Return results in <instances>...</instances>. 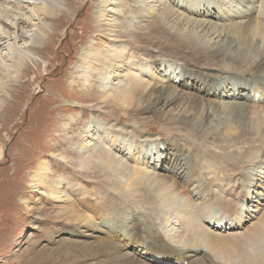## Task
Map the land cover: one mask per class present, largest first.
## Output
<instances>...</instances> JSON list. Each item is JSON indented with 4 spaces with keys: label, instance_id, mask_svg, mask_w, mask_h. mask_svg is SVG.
Here are the masks:
<instances>
[{
    "label": "bare ground",
    "instance_id": "obj_1",
    "mask_svg": "<svg viewBox=\"0 0 264 264\" xmlns=\"http://www.w3.org/2000/svg\"><path fill=\"white\" fill-rule=\"evenodd\" d=\"M41 1H43L44 6L43 9L39 8V11H42L45 17L49 18L56 14L61 5L59 0ZM130 1L134 7H139L143 13L138 15L131 8H127L123 12L116 0H98L99 11L96 13L95 19L105 22L107 26L117 27L119 24L126 29L130 28L131 22H133L132 26L139 34L131 44L138 51L147 50L161 40L162 47H157L156 51L179 52L186 61H192L196 66H214L217 71L208 74L203 70H198L194 74L190 71L181 70L182 82L173 85L171 84L173 78L171 73H175V71L171 72L169 66L170 68L168 67V71L165 72L166 75L160 82L161 85H158L166 93L167 98L161 101V97H153V101L150 102V96H154L158 92L154 86L149 91L146 90L152 83L149 79V76L153 75L150 66H144L134 56L131 49L125 45L118 41L108 40L107 44L101 43L100 47L94 46L91 42L82 49L83 59L81 60L80 76L85 78L89 71H94L99 80L97 84L99 88L96 86L100 90L99 93L106 96L107 93L105 92H109L111 94L109 96L112 98L111 102L120 107L124 113L127 112V109L134 107L138 109L136 112L140 115L152 113L159 118L164 116L165 119H168L167 123L182 126L184 131L188 130L183 127L191 128L198 125L197 119L194 120L191 111L199 112L201 110L207 119L213 118L210 123L206 122L205 127L201 126L204 129L202 132L205 136H209V139L212 138L218 142L223 150L229 151L230 148L237 147L244 141H249L243 144L249 149L242 148L244 151L241 160L244 156V158H249L248 155L252 148L254 149V147L249 146L252 141L254 144L257 143L264 147V103L257 100L258 92H264V87L261 84L264 81L262 79L264 77V0H245L244 3H241V0H226L215 4L214 7L210 0H178L180 6H175L168 0ZM104 7L107 9L106 12L102 9ZM210 9L211 12H209ZM37 11L33 10L26 28L22 29L23 47L15 48L18 36L13 31L10 32L13 37L8 40L11 42L9 45L11 56L8 57L11 61L14 60V63L13 65L5 64V67L0 63V106L8 97L6 89L12 84L14 78H17V69L23 67L25 60L31 53L25 44L30 42L34 46L41 41L43 36L46 37L47 25L45 23L35 24L33 22L35 19L31 18V16L36 17V20L42 22ZM104 12L110 14V19H105L107 14L105 15ZM125 13H127L126 18L123 17ZM12 14L14 16L15 13ZM118 15L121 17L120 20L112 19V16ZM189 16L193 18H189ZM147 18H150L151 21H146ZM170 18L178 22L181 28L178 29L169 25L168 20ZM180 18L182 22L188 21L191 24L180 23ZM5 19L6 22L10 21L12 24L13 21L10 16L6 15ZM143 22L151 25L150 31L145 34L146 29L141 28ZM198 29H200L201 35ZM4 30L0 25V36H8ZM205 32L210 33L211 37L203 38ZM95 64L99 67H95ZM111 70H116L117 73L112 74ZM176 77L178 76L175 75L174 78ZM239 79L241 81L238 85H232ZM219 80H221L222 85L217 84ZM242 80L253 83V88H249L251 85L247 87ZM186 81H191V83ZM205 82L209 83L207 87H205ZM86 84H88L87 87L92 85H89L87 81ZM203 86L206 91H204ZM207 92L210 95H206ZM216 92L218 93L216 94ZM89 95L91 94H86V100H88ZM174 97L180 99L172 100L171 98ZM165 103L169 104L168 107L171 106V110L165 114L155 110L156 105L159 104L162 108ZM218 117L220 121L214 120ZM220 126L221 131L218 129ZM107 130H103L104 138L107 137L110 141L109 136L112 132V146L119 142L120 136H124L120 129L115 131L109 127L111 132ZM91 131H94V134L100 132L98 124L94 120L88 119L83 122L80 132L76 134V141H67L69 147L74 150V154L79 158L84 156L89 161L86 160V162L91 163L97 171L104 173L109 181L113 179L115 185L117 182L122 183V189L127 197L134 200L138 198L141 205L147 202V206L150 204L156 208L161 221L159 223L160 229L166 228L162 232L167 231L164 237L172 248V250H167L182 254L187 259L192 257V259H188L189 264H264V177L260 178V175L264 173V165H253L248 169L231 173L234 171L233 168L228 169L219 162H211L210 159L202 158L193 152L195 156H192L191 164L189 163L187 169H184L185 167L178 169L181 165L177 160H174L172 164L171 162L167 164L172 169L170 176L173 177H170L165 176L168 174V169L167 171L163 169L162 172L166 174L162 175V173L155 174L157 172L154 173L149 168L151 159L161 155L157 156L160 151L158 146L151 145L149 148L146 147L148 149H143L142 146L134 148L128 139L123 138L119 142L122 147L106 150L107 146L102 147L99 144L93 146L96 140H94ZM179 145L184 144L179 143ZM124 149L139 154L138 158L141 162H129L123 155L124 152H120ZM85 150L86 153L82 154ZM181 151L183 150L180 149V146L176 147L173 156L180 155ZM88 153H94V156H90ZM191 153L186 151L189 158L193 155ZM170 161H172L171 157ZM78 166L81 165L78 164ZM216 170L218 172H213ZM48 171L47 164L39 163L37 171L31 176L30 183L37 185L47 181L46 193L48 197H53L57 201L61 199L70 201L71 206L68 210L71 215L68 220L76 222L84 220L85 227H91L92 230L96 224L95 220L101 224L104 222L103 219L111 209L106 211L104 215V209L101 205H95L94 201L92 203L88 201V197L89 199L93 197L90 195L92 190L87 184L79 181L76 177L72 179V184L64 186L65 179L60 174L47 177ZM175 174H179V177L177 178ZM228 176L231 178H225ZM196 180L198 184H196ZM184 183L189 190L184 188ZM250 193L254 194L250 197ZM87 194L89 195L86 198ZM249 202L256 203L252 205V208L256 209L258 214L253 215L254 218H249L246 223H243L240 214L242 215V210ZM80 206L85 209L87 216L79 210ZM89 214L96 219L89 218ZM201 214L205 218L215 219L216 224L212 230L201 223ZM234 217H239V219L234 220ZM226 221H239L237 227H241L239 228L240 231L222 233L220 230L223 237L218 238L214 229L222 222L221 225L225 224ZM230 226L234 227V225ZM233 227L225 226L223 229L235 230ZM117 230H121V228L115 227L108 231V237L111 240L116 239V242L121 235L116 232ZM122 231L128 232V228L124 226ZM134 239L141 244V239L138 236ZM111 240H109L111 244L107 240H101L99 246H96L97 249L89 246L90 248H85V253L88 255L87 252L92 250L99 253L102 252L103 248V253L106 255V251L111 252L112 248L124 249L123 246L120 247ZM125 243L127 245L126 241H121L118 244L123 245ZM133 246L139 248L136 243ZM126 249L131 250L129 245L126 246ZM201 249L203 250L201 251ZM165 252V250L162 251L163 256L154 254L151 256L158 263L168 264L171 261L164 257L166 256ZM127 253V255H131L128 251ZM197 253L198 255L195 256ZM207 255L213 256L214 262L207 258Z\"/></svg>",
    "mask_w": 264,
    "mask_h": 264
},
{
    "label": "rangeland",
    "instance_id": "obj_2",
    "mask_svg": "<svg viewBox=\"0 0 264 264\" xmlns=\"http://www.w3.org/2000/svg\"><path fill=\"white\" fill-rule=\"evenodd\" d=\"M168 1L175 6H180L178 0ZM210 1L213 2L214 7L215 4L226 0ZM241 1V3L245 2V0ZM59 2L61 3L60 8L51 18L45 17L44 13L39 11V8L43 9L44 6L41 0H1L0 3V25L5 29V34L8 33V36H0V63L4 67L5 64L13 65L14 63V60L12 62L9 59L11 42L8 40L13 37L11 31L18 36L15 47L17 48L24 46L22 45L24 44L22 29L26 28L33 10H38L37 14L41 16L42 20L40 22L36 20V17L31 16L35 19L33 22L47 25L46 37L43 36L44 38L42 37L41 41L34 46L30 42L25 44L31 53L23 67L17 69V78H14L12 84L10 83L11 85L6 89L8 97L0 106V264H161L154 260L151 254L163 256L161 253L164 250L166 251L164 257L171 261L168 264H189L188 259H192V257L187 259L182 254L167 250H172V248L164 237L167 231L162 232L166 228L161 226L163 229H160L161 221L156 208L150 204L147 206V202L141 205L138 198L134 200L127 197L122 189V183L117 182L115 185L113 179L109 181L104 173L97 171L91 163H87L89 161L84 156L79 158L75 155L67 141H76V134L80 132L83 122L92 119L98 124L100 131L98 134L91 131L94 140H96L95 144L92 143L93 146L99 144L102 147H109L105 148L106 150L114 147L118 149L122 147L119 142L123 138L128 139L134 148L142 146L145 149L151 145L158 146L160 151L157 156L161 155L151 159L149 168L152 169V172H157L155 174L162 173V175L165 173L162 172L163 169L166 171L168 169V174L165 173V176H170V171L172 172V169L167 166L169 162L172 164L174 160H177L181 165L178 169L184 167L187 169L189 163L191 164L192 156H195L196 153L202 158L210 159L211 162H219L228 169L233 168L234 171L231 173L248 169L253 165H264V154L262 155L264 147L257 143L254 144L252 141L249 146L254 149L252 148L248 155L249 158H244V156L242 160L241 155L247 148L243 144L249 141H244L237 147L230 148L229 151L223 150L218 142L212 138L209 139V136H205L202 132L204 129L201 126L205 127L206 122L210 123L213 118L207 119L201 110L199 112L191 111V115L195 118L194 120L197 119L198 125L191 128L183 127L188 131H184L182 126L167 123L168 119H165L164 116L159 118L152 113L140 115L136 112L138 109L134 107L127 109V112L124 113L120 107L111 102L112 98L109 96L111 95L109 92H105L106 96L99 93V85L97 86L99 80L94 71H89L85 78L80 76L81 60L83 59L81 51L91 42L94 46L100 47L101 43L107 44L108 40L118 41L131 49L134 56L144 66H150L153 75L149 76V79L152 83L146 90L149 91L154 86L158 91L156 95L150 96V102L153 101V97H161V101L167 98L166 93L158 85H161L160 82L166 75L165 72L168 71L169 66L171 72L175 71V73H171L173 77L171 84L173 85L182 82L181 70L194 74L198 70H203L208 74H213L217 69L209 65L196 66L192 61L182 58L179 52L156 51L157 47H162L161 40L147 50L138 51L131 44L139 34L132 26L133 22H131L130 28L126 29L119 24L117 27L107 26L105 22L95 19V15L99 11L98 0H59ZM116 3L119 4L123 12L125 9L131 8L138 15L143 13L139 7L133 6L130 0H116ZM32 8L34 9L32 10ZM102 9L105 12L107 10L105 7ZM12 13H15L14 16ZM6 15L11 17L12 24L10 21L6 22ZM105 15L107 16L106 20L110 19V14L105 13ZM125 15L127 13L123 14V17L126 18ZM113 18L120 20L121 17L118 15L112 16ZM189 18L193 17L189 16ZM146 21H151V19L147 18ZM168 22L169 25L181 28L178 22L172 18ZM179 22L191 24L188 21L182 22L181 18ZM14 23L15 25H13ZM150 26L145 22L141 24V28L146 29L144 34L150 31ZM11 27L13 29H9ZM204 34L203 38L211 37L210 33L205 32ZM94 66L99 67L96 64ZM110 72L117 73L116 70ZM175 75L178 77L174 78ZM262 79L264 80V77ZM86 81L92 85L87 87ZM240 81L241 79L233 82L232 85H238ZM186 82L191 83V81ZM218 83L221 84V80L217 81ZM244 83L247 87L251 85L249 88L254 86L251 82ZM208 84L205 82V87ZM261 84L264 87V81ZM205 87L204 91H206ZM196 88L198 89V87ZM86 94H91L88 100L85 99ZM205 94L210 95L208 92ZM257 100L264 103V92H258ZM168 105L165 103L161 108L158 104L155 106V110L165 114L171 110V106L168 107ZM214 120L220 121L219 117ZM109 127L115 131L120 129V132L123 131L124 134V136H120L118 143H114V146H112L113 137H111L112 132ZM104 129L111 132L110 141L107 137L104 138ZM218 129L221 131V126ZM179 143L184 145H179ZM175 146H180L183 151L174 157ZM243 147L244 149H242ZM186 151L195 154L193 153L189 158ZM120 152H124L123 155L129 162H141L138 158L139 154L131 153L128 149L120 150ZM84 153L86 150L82 152V154ZM88 154L94 156V153ZM170 157L172 161H170ZM42 162L49 167L47 177L60 174L65 179L64 186L72 184V179L76 177L79 181L87 184L92 190L90 195L93 197L89 199V194H87L88 201L90 203L94 201L95 205H101L104 215L111 209L103 219L104 222L101 224L95 220L96 224L92 230L91 227H85L84 220H81L82 222L68 220L71 215L68 210L71 206L70 201L65 199L57 201L53 197H48L46 193L47 181L37 185L30 183L31 176L35 174L39 163ZM228 169L227 171H229ZM213 172L216 173L218 170ZM175 176L178 178L179 174H175ZM80 177L81 179H79ZM263 177L264 173L260 175V178ZM196 184H198L197 180ZM184 188L189 190L186 183H184ZM253 194L250 193V197ZM254 204L256 203H247L242 210V215L239 213L241 222L246 223L249 218L252 219L253 215L258 214V211L252 208ZM79 210L87 216L84 208L80 206ZM200 217H202L201 223L212 230L216 224L215 219L205 218L202 214ZM89 218L96 219L90 214ZM238 219L239 217H234V220ZM238 222L226 221L223 225H221L223 222L220 225L217 224L219 226L214 229L215 235L221 238L224 232H239L241 227H237ZM230 225H234V227ZM124 226L128 228L131 235L127 231H122ZM225 226L233 227L235 230H224ZM115 227L121 228L116 231L121 234L117 242L116 239L111 240L108 237V231ZM137 236L141 239L142 245L134 239ZM101 240H111L116 245L123 246L124 249L112 248L111 252L106 251V255L103 253V248L99 253H96L95 250L88 251V255L85 253V248L89 246L97 249L96 246H99ZM121 241H126L131 250L126 249V243L118 244ZM134 243L139 248L133 246ZM127 251L131 255H127ZM197 255L198 253L195 254V256ZM206 257L214 262L213 256L207 255Z\"/></svg>",
    "mask_w": 264,
    "mask_h": 264
}]
</instances>
